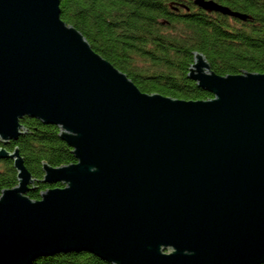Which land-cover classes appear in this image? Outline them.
Segmentation results:
<instances>
[{"label": "water", "instance_id": "95a60500", "mask_svg": "<svg viewBox=\"0 0 264 264\" xmlns=\"http://www.w3.org/2000/svg\"><path fill=\"white\" fill-rule=\"evenodd\" d=\"M192 55L187 77L212 96L145 93L61 19L59 0H0V142L29 116L55 125L75 159L42 162L52 186L32 199L18 148H0L16 172L0 191V264L81 251L110 264L264 263V72L218 75Z\"/></svg>", "mask_w": 264, "mask_h": 264}, {"label": "trees", "instance_id": "16d2710c", "mask_svg": "<svg viewBox=\"0 0 264 264\" xmlns=\"http://www.w3.org/2000/svg\"><path fill=\"white\" fill-rule=\"evenodd\" d=\"M179 6L186 5L180 0H59L61 19L142 92L187 100L212 96L187 77L194 51L204 54L218 75L264 72V0L241 1L251 21L240 24L211 16L194 4L189 12L175 11ZM19 122L23 133L0 142V148H18L35 180L27 195L38 199L52 186L41 182L42 162L56 167L75 159L55 125L29 116ZM15 184L12 160L0 158V191ZM29 264L110 263L81 251L39 257Z\"/></svg>", "mask_w": 264, "mask_h": 264}, {"label": "flooded vegetation", "instance_id": "af4514ba", "mask_svg": "<svg viewBox=\"0 0 264 264\" xmlns=\"http://www.w3.org/2000/svg\"><path fill=\"white\" fill-rule=\"evenodd\" d=\"M180 1H182V3H184L188 8H186V6H179L178 9H176V10L172 9V10H175V11L181 10L182 12H189L191 7H192L191 5L194 4L193 0H180ZM213 1H215L218 4H221L223 6L230 8L232 11L245 12L241 8V1H244V0H213ZM203 11L206 12L205 10H203ZM206 13L210 14L211 16H218L219 15L220 17H225L227 20H230L232 23H237V24L245 23V21H243V20H240V19L235 18V17L230 16V15H224V14L219 13V12H206ZM246 21H251V19H247Z\"/></svg>", "mask_w": 264, "mask_h": 264}]
</instances>
